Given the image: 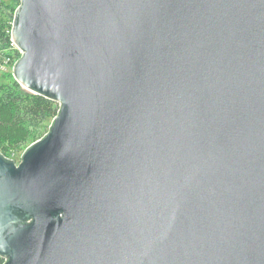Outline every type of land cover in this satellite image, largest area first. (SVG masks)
Here are the masks:
<instances>
[{
    "label": "water",
    "instance_id": "95a60500",
    "mask_svg": "<svg viewBox=\"0 0 264 264\" xmlns=\"http://www.w3.org/2000/svg\"><path fill=\"white\" fill-rule=\"evenodd\" d=\"M11 40L59 111L0 156L3 264H264V0H20Z\"/></svg>",
    "mask_w": 264,
    "mask_h": 264
},
{
    "label": "trees",
    "instance_id": "16d2710c",
    "mask_svg": "<svg viewBox=\"0 0 264 264\" xmlns=\"http://www.w3.org/2000/svg\"><path fill=\"white\" fill-rule=\"evenodd\" d=\"M19 5L20 0H0V64L12 55L19 56L10 46L12 22ZM7 76L13 77L9 72ZM58 111L56 101L24 90L14 78L0 85V156L15 161L19 151L23 154L48 133Z\"/></svg>",
    "mask_w": 264,
    "mask_h": 264
},
{
    "label": "built area",
    "instance_id": "2783aa9c",
    "mask_svg": "<svg viewBox=\"0 0 264 264\" xmlns=\"http://www.w3.org/2000/svg\"><path fill=\"white\" fill-rule=\"evenodd\" d=\"M10 46H11L12 49L16 50L19 53V56L12 55L11 57L3 59L1 64H0V70L3 71V72L12 73L13 66H14L15 62L18 61L20 59V57L22 56V52L18 50V48L15 46V44L13 43L12 40H11ZM1 260H2L1 264H3L5 259H1Z\"/></svg>",
    "mask_w": 264,
    "mask_h": 264
},
{
    "label": "rangeland",
    "instance_id": "374dc122",
    "mask_svg": "<svg viewBox=\"0 0 264 264\" xmlns=\"http://www.w3.org/2000/svg\"><path fill=\"white\" fill-rule=\"evenodd\" d=\"M10 0H4L5 3H8ZM13 78V77H11ZM9 76H7V72H3L0 70V85L6 84L7 82L10 81L11 79ZM22 154V151H19L16 155H15V161L18 163L20 161V155Z\"/></svg>",
    "mask_w": 264,
    "mask_h": 264
}]
</instances>
